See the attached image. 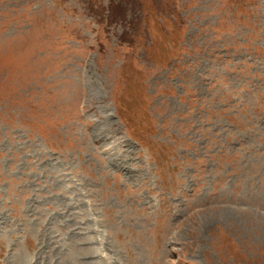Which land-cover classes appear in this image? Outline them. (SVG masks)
<instances>
[{
    "label": "rangeland",
    "instance_id": "rangeland-1",
    "mask_svg": "<svg viewBox=\"0 0 264 264\" xmlns=\"http://www.w3.org/2000/svg\"><path fill=\"white\" fill-rule=\"evenodd\" d=\"M0 264H264V0H0Z\"/></svg>",
    "mask_w": 264,
    "mask_h": 264
}]
</instances>
